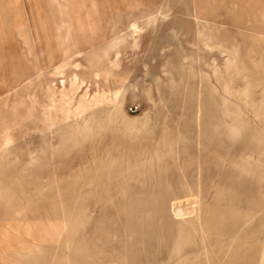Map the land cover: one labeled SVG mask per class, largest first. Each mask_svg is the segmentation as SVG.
Wrapping results in <instances>:
<instances>
[{
  "label": "rangeland",
  "instance_id": "374dc122",
  "mask_svg": "<svg viewBox=\"0 0 264 264\" xmlns=\"http://www.w3.org/2000/svg\"><path fill=\"white\" fill-rule=\"evenodd\" d=\"M87 19L0 0V264H264V0Z\"/></svg>",
  "mask_w": 264,
  "mask_h": 264
},
{
  "label": "bare ground",
  "instance_id": "6f19581e",
  "mask_svg": "<svg viewBox=\"0 0 264 264\" xmlns=\"http://www.w3.org/2000/svg\"><path fill=\"white\" fill-rule=\"evenodd\" d=\"M82 1V4H83V7H85V8H87V16H89V19H87V21L89 22V23H91L92 22V19H93V16H94V13H96V11H97V4H98V0H81ZM12 3V2H11ZM15 3V2H14ZM17 4H19V3H17ZM89 8H93V12H91V11H89L88 9ZM17 9V8H16ZM92 13V14H91ZM194 13V12H193ZM27 17V16H26ZM88 18V17H87ZM25 18H22L19 22H20V24H21V26H24V24L26 23V20H24ZM23 28V27H22ZM25 28V27H24ZM19 29V28H18ZM136 30V29H135ZM23 31H24V29H23ZM237 58V57H236ZM37 72V71H36ZM208 77V76H207ZM210 79V78H209ZM247 82V81H246ZM202 96V95H201ZM69 100H71L70 98H68ZM66 105V104H65ZM66 106H68V105H66ZM70 117V116H69ZM236 118H238V117H236ZM72 119V118H71ZM239 119V118H238ZM62 121V120H61ZM64 121V120H63ZM240 121V120H239ZM111 122V121H110ZM17 123V122H16ZM15 123V124H16ZM108 123V122H107ZM14 124V125H15ZM77 124V123H76ZM141 124V123H140ZM0 125H1V123H0ZM5 126V125H4ZM13 126V125H12ZM18 126V125H17ZM14 127V126H13ZM12 127V128H13ZM1 128V127H0ZM9 128V127H8ZM4 129V128H3ZM2 129V130H3ZM1 130V131H2ZM5 130H7V129H5ZM11 130V129H10ZM102 130H103V126L102 125H99V124H91V123H87V124H85L84 126H79L77 129H76V135H77V137L79 138V137H81V140H85L86 138H88V137H91V136H99L100 134H101V132H102ZM52 131H53V129H52ZM156 132V131H155ZM248 132V131H247ZM3 133H5V132H3ZM11 133V132H10ZM51 133V132H50ZM245 134H246V132H245ZM5 137V136H4ZM54 137H56V136H54ZM63 137H65V134H64V136ZM6 138V137H5ZM11 138V137H10ZM9 137H7L6 138V141H5V145H6V147L8 148L11 144H12V140L10 139ZM56 139V138H55ZM10 151V150H9ZM41 156V155H40ZM60 157V156H59ZM64 157V156H63ZM7 171V170H6ZM8 175V174H7ZM167 177V176H166ZM202 185V184H201ZM174 186V185H173ZM10 187V186H9ZM198 187V186H197ZM202 187V186H201ZM210 187H211V185H210ZM196 188V187H195ZM200 188V187H199ZM176 189V188H175ZM197 190H198V188H197ZM169 191V190H168ZM189 191H191V190H189ZM194 191V190H193ZM181 193V192H180ZM202 193V192H201ZM191 194V193H190ZM196 193H194V195H195ZM199 194V193H198ZM197 194V195H198ZM175 195V194H174ZM201 195V194H200ZM200 195H199V198H202V197H200ZM191 196V195H190ZM127 197V196H126ZM175 197H176V195H175ZM178 197V196H177ZM194 197V196H193ZM196 197V196H195ZM198 198V200H199V202L201 203V201H200V199ZM178 199V198H177ZM180 199V198H179ZM195 199V198H194ZM123 200H124V198H123ZM192 200V199H191ZM215 200H216V198H215ZM172 202V201H171ZM197 202V201H196ZM203 203V202H202ZM217 204V203H216ZM177 205V204H176ZM192 205V204H191ZM202 205V204H201ZM214 205V204H213ZM218 205V204H217ZM220 205V204H219ZM178 206V205H177ZM198 207H199V205H197ZM161 208V207H160ZM162 209V208H161ZM227 211V210H226ZM258 212V211H257ZM167 213V212H166ZM254 214V213H253ZM192 215V214H191ZM168 216V215H167ZM140 217V216H139ZM145 217V216H144ZM169 217V216H168ZM167 217V218H168ZM172 217V216H171ZM211 217H212V215H211ZM226 217V216H225ZM229 217V216H228ZM166 218V217H165ZM175 218V217H174ZM183 219V218H182ZM208 220V219H207ZM146 221V220H145ZM181 221V220H180ZM185 221V220H184ZM120 222V221H119ZM131 222H132V220H131ZM178 222V221H177ZM194 222V221H193ZM140 223V222H139ZM144 223V222H143ZM168 222H166V224H167ZM171 223V222H170ZM180 223V222H179ZM236 223H237V221H236ZM68 225H69V222L68 223H66V225H65V227H64V229H66L67 227H68ZM145 225V224H144ZM143 225V226H144ZM170 225V224H169ZM173 225V224H172ZM186 225V224H185ZM216 225H214V227H215ZM134 227V226H133ZM124 228H125V225H124ZM144 228V227H143ZM169 228V227H168ZM216 228V227H215ZM105 229V228H104ZM103 229V230H104ZM145 229V228H144ZM158 229V228H157ZM175 229V228H174ZM193 229V228H192ZM194 229H195V231L197 232V233H199L202 237H207V228H206V225H205V222H204V220H203V215H202V212H201V209L199 208L198 209V211L196 212V216H195V223H194ZM177 230V229H176ZM107 231V230H106ZM148 231V230H147ZM164 231H165V228H164ZM174 231V230H173ZM184 231V230H183ZM193 231V230H192ZM111 232V231H110ZM132 232V231H131ZM136 232V231H135ZM143 232H144V230H143ZM145 232H146V230H145ZM175 232V231H174ZM5 233V232H4ZM88 233V232H87ZM156 233V232H155ZM29 234V233H28ZM108 234H109V232H108ZM128 234V233H127ZM157 234V233H156ZM6 235V234H5ZM86 235V234H85ZM163 235V234H162ZM127 236V235H126ZM141 236V235H140ZM143 236H144V234H143ZM152 236V235H151ZM150 235H149V237H151ZM165 236H166V234H165ZM26 237V236H25ZM134 237V236H133ZM145 237V236H144ZM147 237V236H146ZM2 239V238H1ZM144 239V238H143ZM146 240V239H145ZM176 240V239H175ZM189 240V239H188ZM264 240V239H263ZM5 241H8L7 239H5ZM137 241V240H136ZM135 241V242H136ZM141 241V240H140ZM147 241H149L148 239H147ZM132 242V241H131ZM178 244V243H177ZM8 246V245H7ZM224 248V247H223ZM149 249V248H148ZM181 250V249H180ZM89 252V251H88ZM174 252V251H173ZM93 255V254H92ZM166 255V254H165ZM90 256V255H89ZM24 257V256H23ZM92 257V256H91ZM222 257V256H221ZM207 258V257H206ZM81 259V258H80ZM96 260V259H95ZM127 261V260H126ZM220 261H221V259H220ZM219 261V262H220ZM128 262V261H127ZM260 262V261H259ZM103 263V262H102ZM173 263V262H172ZM31 264V263H30ZM126 264V263H125Z\"/></svg>",
  "mask_w": 264,
  "mask_h": 264
}]
</instances>
